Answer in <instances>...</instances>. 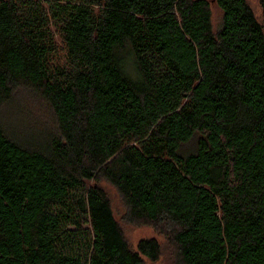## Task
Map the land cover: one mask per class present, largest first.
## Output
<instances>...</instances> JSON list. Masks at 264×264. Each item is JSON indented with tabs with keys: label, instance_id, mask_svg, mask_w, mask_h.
Returning <instances> with one entry per match:
<instances>
[{
	"label": "trees",
	"instance_id": "1",
	"mask_svg": "<svg viewBox=\"0 0 264 264\" xmlns=\"http://www.w3.org/2000/svg\"><path fill=\"white\" fill-rule=\"evenodd\" d=\"M214 1L217 27L208 0H0V109L29 88L54 120L0 113V264L156 261L100 181L180 264H264V0Z\"/></svg>",
	"mask_w": 264,
	"mask_h": 264
},
{
	"label": "rangeland",
	"instance_id": "2",
	"mask_svg": "<svg viewBox=\"0 0 264 264\" xmlns=\"http://www.w3.org/2000/svg\"><path fill=\"white\" fill-rule=\"evenodd\" d=\"M251 7L257 20L262 22V12L259 0H246ZM211 10V22L213 27H217L221 20V11L214 0H208ZM2 124L5 128L15 134H20L25 138H38L40 132H50L53 130L54 120L49 105L36 91L20 87L11 95V98L0 109ZM38 129V130H35ZM194 141H190L183 148L192 149ZM106 195L108 196L113 215L121 228V231L131 247H135L141 238L154 237L160 245V256L156 261H149L147 264H180L177 254L165 234L159 233L148 224H136L125 221V206L116 188L106 181H100Z\"/></svg>",
	"mask_w": 264,
	"mask_h": 264
}]
</instances>
